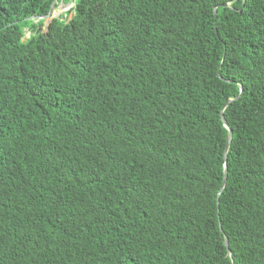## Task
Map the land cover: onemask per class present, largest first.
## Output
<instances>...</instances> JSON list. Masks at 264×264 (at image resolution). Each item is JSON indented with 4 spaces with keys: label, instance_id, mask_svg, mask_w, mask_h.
I'll use <instances>...</instances> for the list:
<instances>
[{
    "label": "trees",
    "instance_id": "1",
    "mask_svg": "<svg viewBox=\"0 0 264 264\" xmlns=\"http://www.w3.org/2000/svg\"><path fill=\"white\" fill-rule=\"evenodd\" d=\"M52 3L0 0V264H264V0Z\"/></svg>",
    "mask_w": 264,
    "mask_h": 264
},
{
    "label": "water",
    "instance_id": "2",
    "mask_svg": "<svg viewBox=\"0 0 264 264\" xmlns=\"http://www.w3.org/2000/svg\"><path fill=\"white\" fill-rule=\"evenodd\" d=\"M57 0H53V3H52V7H51V11H50V14L46 17V19H49V18H55L54 17V5L56 3ZM75 1L76 0H71V6L69 7H74V4H75ZM224 8L228 7L227 5L223 6ZM216 9H214V14H215V17H216ZM40 19H43V18H40ZM242 91V90H241ZM230 103V101L228 102V104ZM222 118L224 119V115L222 114ZM224 126L225 128L228 130L229 132V136L227 138V143H226V146H225V153H224V160H225V164H224V173H225V177H224V183H223V188L221 189V192L219 193V196L220 194L223 192L224 190V187L227 183V176H228V166H227V155H228V150H229V147L231 145V142H232V139H233V133H232V130L231 128L229 127V125L227 124L226 121H224ZM225 246L226 248L228 249L229 245H228V242L225 241Z\"/></svg>",
    "mask_w": 264,
    "mask_h": 264
},
{
    "label": "rangeland",
    "instance_id": "3",
    "mask_svg": "<svg viewBox=\"0 0 264 264\" xmlns=\"http://www.w3.org/2000/svg\"><path fill=\"white\" fill-rule=\"evenodd\" d=\"M69 6H71V5H69ZM69 6L67 8H63V9L60 8L58 11H55L54 17L55 18L64 17V20H69V18L67 16H65L70 11V9L72 8ZM30 36H31V34L29 32H26V37H30Z\"/></svg>",
    "mask_w": 264,
    "mask_h": 264
}]
</instances>
